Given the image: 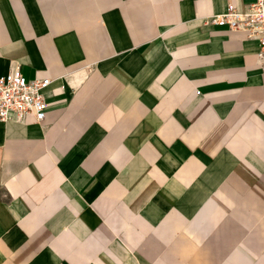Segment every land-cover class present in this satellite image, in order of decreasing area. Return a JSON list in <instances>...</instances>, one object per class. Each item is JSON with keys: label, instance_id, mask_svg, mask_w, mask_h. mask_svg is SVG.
Here are the masks:
<instances>
[{"label": "crops", "instance_id": "0c3cea01", "mask_svg": "<svg viewBox=\"0 0 264 264\" xmlns=\"http://www.w3.org/2000/svg\"><path fill=\"white\" fill-rule=\"evenodd\" d=\"M253 0H0V264H264V73L208 23Z\"/></svg>", "mask_w": 264, "mask_h": 264}, {"label": "built area", "instance_id": "2783aa9c", "mask_svg": "<svg viewBox=\"0 0 264 264\" xmlns=\"http://www.w3.org/2000/svg\"><path fill=\"white\" fill-rule=\"evenodd\" d=\"M208 23L227 26L229 31L240 32L247 40L256 42L257 66L264 73V0H253L241 11L228 3L225 13L210 17ZM51 82L28 81L19 66L0 76V122L24 123L27 117L42 122L46 112L45 91Z\"/></svg>", "mask_w": 264, "mask_h": 264}]
</instances>
